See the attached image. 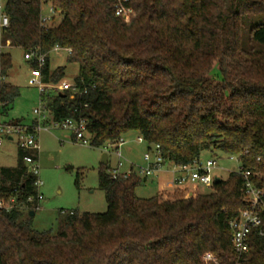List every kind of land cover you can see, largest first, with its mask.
I'll list each match as a JSON object with an SVG mask.
<instances>
[{
	"label": "trees",
	"instance_id": "trees-1",
	"mask_svg": "<svg viewBox=\"0 0 264 264\" xmlns=\"http://www.w3.org/2000/svg\"><path fill=\"white\" fill-rule=\"evenodd\" d=\"M42 4L60 10L58 24H39ZM127 8L122 18L112 0H6L0 43L46 55L44 84L63 79L64 67L49 70V54L67 49L76 93L40 98L56 122L85 119L93 147L134 131L169 165L237 155L264 189V0H129ZM11 65L0 53L5 75ZM18 95L1 86L7 106ZM37 154L18 149L16 165L0 167V194L18 188L23 203L34 193L22 158ZM107 169L97 172L107 210L59 212L55 234L33 228L32 209L0 211V264H264V236L251 234L242 258L232 247L229 224L245 206L239 173L188 198H141L144 178L112 179ZM208 252L215 263L203 261Z\"/></svg>",
	"mask_w": 264,
	"mask_h": 264
},
{
	"label": "rangeland",
	"instance_id": "rangeland-1",
	"mask_svg": "<svg viewBox=\"0 0 264 264\" xmlns=\"http://www.w3.org/2000/svg\"><path fill=\"white\" fill-rule=\"evenodd\" d=\"M62 17L56 19V24ZM5 51L11 55V68L7 71V83L18 87L19 95L13 100L6 113L0 112L2 120H18L24 125H31L34 119L33 110L45 105V99L40 98V91L37 87L29 85L28 78L32 66L30 61L24 59V51L21 48L10 47ZM65 51H51L49 54V70L53 71L57 67H65L62 80L72 83L78 72L76 63L66 61ZM61 80V81H62ZM60 83V82H59ZM58 83V84H59ZM46 92L55 84H47ZM51 95V94H50ZM5 110V109H4ZM52 122L47 119L45 126H51ZM139 135L134 131H127L122 135L124 143L120 146V151L127 162H131L133 169L144 167L143 154L147 150V143L137 142ZM38 154L37 168L38 178L42 182L39 193L42 200L38 203V210H33L32 226L38 231L50 230L53 234L60 229L63 215L61 210L77 211L78 213H103L107 210L104 193L98 187L97 172L101 165L102 154L107 156V166H114L116 157L111 149L102 147L85 146L72 140L71 133L67 130L52 127L49 131H40L38 134ZM18 148L16 139H4L0 147V167H14L17 163ZM200 159L204 162L213 159L218 166L214 170V175L219 179H226L229 172L239 168V162L230 155L220 152L210 154L202 153ZM128 164L124 163L123 170ZM77 180V181H76ZM154 182L149 179L136 189V195L141 198H149L156 193ZM210 189L200 187L196 193L209 192ZM184 194L175 191L174 193L160 194L167 195ZM23 213L22 217H26Z\"/></svg>",
	"mask_w": 264,
	"mask_h": 264
},
{
	"label": "built area",
	"instance_id": "built-area-1",
	"mask_svg": "<svg viewBox=\"0 0 264 264\" xmlns=\"http://www.w3.org/2000/svg\"><path fill=\"white\" fill-rule=\"evenodd\" d=\"M129 0H112L114 15L117 17L125 18L128 16V4ZM6 0H0V37L3 28L8 26V17L5 13ZM61 16L59 9L53 5L42 4L39 11V24L42 27H48L51 24L56 23L57 17ZM8 46V42L3 45L0 43V53ZM67 50V49H66ZM60 47L55 46L52 51H66ZM24 59L33 61L36 65L31 69L30 76L28 78L29 85L37 87L40 94L46 92L47 84L42 82L41 68L45 64L46 55L41 54L37 49L27 51L24 53ZM6 83V75L3 73L0 67V112L7 107L6 101L1 98V86ZM54 94L64 91H70L72 97L76 93L74 83H69L64 80L59 84H55L50 89ZM34 121L31 125H24L18 121H3L0 118V147L3 144L4 139H13L15 137L17 148L22 151H38V134L40 131H49L50 128H60L67 130L71 133L73 140L81 143L85 146L91 145V138L87 134V121L81 119L66 118L61 121H54L51 117L50 111L45 108V105H41L39 108L33 110ZM49 119L52 122L51 126H45V121ZM137 142H144L141 136L137 137ZM124 143L120 138L116 142L106 143L102 148L111 149L116 157V163L114 166L108 167L107 173L112 179L119 177L126 178L135 172L141 178L157 176L167 168L171 175L169 184L179 189L184 186L188 188L184 189V198L194 196L196 189L200 187L211 188L214 179L217 178L214 175V170L218 164L213 159H207L204 162L199 158L194 159L188 165L176 166L169 165L165 160L161 152V148L158 144L148 145L146 152L143 154L144 167H139L137 170L133 169V164L125 160L120 151V146ZM231 158L238 160L237 155H230ZM258 159V158H257ZM23 163L27 166V171L35 179L32 183L34 193L28 195L24 202L18 198L20 192L18 188H15L12 193L0 194V211L9 213L14 209H20L27 211L28 209L38 210V203L42 200V195L39 193V188L42 182L39 180L37 160H34L30 155H24L22 158ZM124 163L128 164L127 169L123 170ZM235 172L239 173L243 178V191H244V203L245 206L239 210L238 214L230 221L231 229V242L232 247L238 258H242L249 251V236L254 234L256 236H264V189L257 187L252 180V173L249 170H242L239 166ZM255 175V174H254ZM167 198V197H163ZM61 214H72L71 211L61 210ZM204 262H214L215 258L211 253H205L202 257Z\"/></svg>",
	"mask_w": 264,
	"mask_h": 264
},
{
	"label": "crops",
	"instance_id": "crops-1",
	"mask_svg": "<svg viewBox=\"0 0 264 264\" xmlns=\"http://www.w3.org/2000/svg\"><path fill=\"white\" fill-rule=\"evenodd\" d=\"M6 48H10L9 46H7V47H5L4 49H3V52H6L5 51V49ZM11 56V55H10ZM23 57H24V55H23ZM30 66H31V63H30ZM64 70H65V67H64ZM8 74V73H7ZM7 74H6V76H7ZM7 78V77H6ZM6 83H7V81H6ZM11 104H9L6 108H5V110H3L2 111V113L4 114V113H6V109L7 108H9V106H10ZM2 120V119H1ZM3 121H6V120H3ZM8 121H18V120H8ZM33 121H34V119L32 120V123H33ZM19 122V121H18ZM21 123V122H20ZM31 123V124H32ZM71 138H72V136H71ZM72 140H73V138H72ZM107 160V159H106ZM126 160V159H125ZM127 161V160H126ZM129 163H131V162H129ZM168 169L169 168H167L165 171H163L162 173H160L159 175H157V176H153V177H147V178H144V182L143 183H146L149 179H151L153 182H154V184H155V186H156V193H155V195L156 194H158V195H160V194H166V193H174L176 190L177 191H180V192H184V189H186V188H188L187 186H184V187H182V188H179V189H175V188H173L170 184H169V182H170V180H171V175H170V172L168 171ZM175 196H183V194L182 195H180V194H177V195H174V196H171V195H167L166 197H175Z\"/></svg>",
	"mask_w": 264,
	"mask_h": 264
},
{
	"label": "water",
	"instance_id": "water-1",
	"mask_svg": "<svg viewBox=\"0 0 264 264\" xmlns=\"http://www.w3.org/2000/svg\"><path fill=\"white\" fill-rule=\"evenodd\" d=\"M60 96H64L61 92H59L58 93ZM107 156H106V154H102V156H101V160H100V163L102 164V165H105L106 163H107ZM220 181V179L219 178H215L214 179V183H218ZM33 214H34V212L33 211H31L30 212V216H33Z\"/></svg>",
	"mask_w": 264,
	"mask_h": 264
}]
</instances>
